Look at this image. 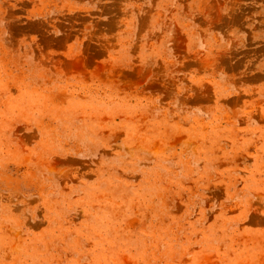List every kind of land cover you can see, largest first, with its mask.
<instances>
[{
	"label": "rangeland",
	"instance_id": "rangeland-1",
	"mask_svg": "<svg viewBox=\"0 0 264 264\" xmlns=\"http://www.w3.org/2000/svg\"><path fill=\"white\" fill-rule=\"evenodd\" d=\"M0 264H264V0H0Z\"/></svg>",
	"mask_w": 264,
	"mask_h": 264
}]
</instances>
